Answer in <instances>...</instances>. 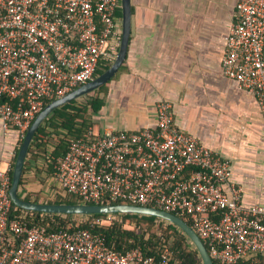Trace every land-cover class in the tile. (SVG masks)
I'll return each mask as SVG.
<instances>
[{"label": "built area", "instance_id": "2783aa9c", "mask_svg": "<svg viewBox=\"0 0 264 264\" xmlns=\"http://www.w3.org/2000/svg\"><path fill=\"white\" fill-rule=\"evenodd\" d=\"M121 0H0V121L23 138L47 100L94 78L114 61ZM223 75L251 94L264 115V0H238L224 37ZM52 163L48 193L81 203L133 204L192 217L191 228L217 264H264V205L246 206L231 164L175 126L171 102L135 131L89 126ZM11 165L0 169V264H166L139 248L120 252L99 232L48 231L24 221L8 191ZM51 189V191H50ZM124 213L93 219L103 225ZM83 220V219H81Z\"/></svg>", "mask_w": 264, "mask_h": 264}, {"label": "crops", "instance_id": "0c3cea01", "mask_svg": "<svg viewBox=\"0 0 264 264\" xmlns=\"http://www.w3.org/2000/svg\"><path fill=\"white\" fill-rule=\"evenodd\" d=\"M237 1L130 0L125 59L102 89L88 93L102 100L91 113V127L135 131L153 126L157 102L168 100L177 128L229 160L243 204L264 205V115L255 98L221 69ZM19 136L15 129L4 131L0 121V169L11 165ZM32 162L21 196L51 198L41 185L33 187Z\"/></svg>", "mask_w": 264, "mask_h": 264}, {"label": "trees", "instance_id": "16d2710c", "mask_svg": "<svg viewBox=\"0 0 264 264\" xmlns=\"http://www.w3.org/2000/svg\"><path fill=\"white\" fill-rule=\"evenodd\" d=\"M116 16L121 18V8L117 10ZM111 65L110 62H103L94 73V77L101 74ZM104 85L99 87L102 89ZM51 100H47L46 104ZM102 100L97 95H82L76 99L56 108L53 113L39 126L35 132L24 163L19 188L26 185L27 180L24 174L31 166L30 162L42 161L52 171V163L61 156L74 139L82 136L86 129L91 126V113H94L101 106ZM22 137L18 138V147ZM17 153V151H16ZM16 157V154H15ZM15 157L11 160V170ZM35 175L38 173L44 176L38 179L39 182L46 180L42 167L36 165ZM43 171V172H42ZM40 173V174H41ZM26 200L39 203H81L75 196L57 195L55 198H46L39 193L34 196L27 195ZM23 209L17 207V212ZM24 221L29 225H43L48 231H59L63 229L76 230L87 228L92 232H99L103 235L105 243L112 249L120 252L139 248L148 257L154 258L157 262L162 255L167 254L166 264H203L202 259L195 246L177 226L161 218L150 215L124 213L120 219L113 220L108 224H93V219L103 214L69 215L49 214L44 212L26 211ZM189 226H192V217H181ZM83 219V220H81ZM214 264H217L213 260Z\"/></svg>", "mask_w": 264, "mask_h": 264}, {"label": "water", "instance_id": "95a60500", "mask_svg": "<svg viewBox=\"0 0 264 264\" xmlns=\"http://www.w3.org/2000/svg\"><path fill=\"white\" fill-rule=\"evenodd\" d=\"M121 38L117 55L112 64L104 70L101 74L95 76L90 81L78 86L71 90L60 98L54 99L47 103L43 109L36 115L29 127L27 128L22 141L17 149L15 162L12 169L11 184L8 191L9 197L14 206L36 212H44L49 214H106V213H134L156 216L169 223L177 226L191 241V243L197 249L203 264H214L213 260L209 256V253L197 236L194 230L189 226L181 217L172 213L162 211L156 208L147 206H138L133 204L117 203V204H90V203H39L35 201L26 200L20 194L19 182L21 179L24 163L28 153V148L32 141L35 132L39 126L46 120L53 111L76 99L82 95H86L100 86L108 82L114 74L118 71L119 67L123 63L129 41L130 34V22H131V3L130 0H121Z\"/></svg>", "mask_w": 264, "mask_h": 264}, {"label": "rangeland", "instance_id": "374dc122", "mask_svg": "<svg viewBox=\"0 0 264 264\" xmlns=\"http://www.w3.org/2000/svg\"><path fill=\"white\" fill-rule=\"evenodd\" d=\"M42 172H43V171H42ZM33 173H35L34 170H33ZM40 173H41V172H40ZM40 173H38V175H34V174H33V178H34L33 181H35V182H34V184L32 183V185H35V186H33V187H36V184H35V183H37L38 186L41 185V187H40V186H39V187L42 188V193H45V192H47L48 189L51 188V187L49 186V188H48V181H47V179L44 180V182H41V183L39 182L38 179L40 178V180H41V177L44 176V174H42V173L40 174ZM45 175H46V174H45ZM50 191H51V189H50ZM20 193H21V192H20ZM32 193H33V192H32ZM34 193H36V192H34ZM21 195H23V194L21 193Z\"/></svg>", "mask_w": 264, "mask_h": 264}]
</instances>
